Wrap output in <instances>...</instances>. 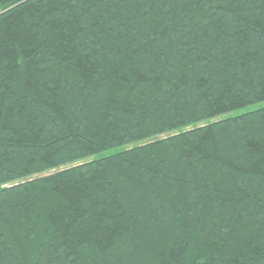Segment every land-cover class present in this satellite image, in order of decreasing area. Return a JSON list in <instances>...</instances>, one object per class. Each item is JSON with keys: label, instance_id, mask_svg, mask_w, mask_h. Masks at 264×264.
I'll return each mask as SVG.
<instances>
[{"label": "trees", "instance_id": "1", "mask_svg": "<svg viewBox=\"0 0 264 264\" xmlns=\"http://www.w3.org/2000/svg\"><path fill=\"white\" fill-rule=\"evenodd\" d=\"M264 0H0V264H264Z\"/></svg>", "mask_w": 264, "mask_h": 264}, {"label": "rangeland", "instance_id": "2", "mask_svg": "<svg viewBox=\"0 0 264 264\" xmlns=\"http://www.w3.org/2000/svg\"><path fill=\"white\" fill-rule=\"evenodd\" d=\"M262 106H264V102L256 104V105H252V106H249V107H246V108H243V109H239V110L235 111V113L236 114L243 113L245 111L252 110V109H257V108L262 107Z\"/></svg>", "mask_w": 264, "mask_h": 264}]
</instances>
